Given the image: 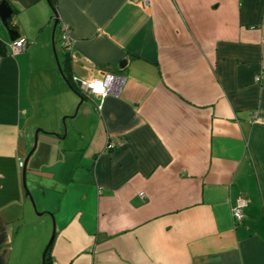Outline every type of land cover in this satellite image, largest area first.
Returning <instances> with one entry per match:
<instances>
[{
    "label": "crops",
    "instance_id": "1",
    "mask_svg": "<svg viewBox=\"0 0 264 264\" xmlns=\"http://www.w3.org/2000/svg\"><path fill=\"white\" fill-rule=\"evenodd\" d=\"M2 1L0 264H264V0Z\"/></svg>",
    "mask_w": 264,
    "mask_h": 264
},
{
    "label": "built area",
    "instance_id": "2",
    "mask_svg": "<svg viewBox=\"0 0 264 264\" xmlns=\"http://www.w3.org/2000/svg\"><path fill=\"white\" fill-rule=\"evenodd\" d=\"M54 1V0H49ZM144 5H148V0H143ZM61 43L63 49L66 51L68 56H72V46L73 41L68 33V28L66 25H61ZM27 41L24 37H17L11 42L12 53H18L25 49ZM120 78L115 76L112 73L100 71L98 76L91 78H79L77 76H72L71 81L77 85L78 89L83 95H88L92 97L99 98V103L97 108L100 110L102 107L103 99L109 94L115 93L117 82L120 83ZM114 146L113 142H108L106 148H111ZM18 165L23 166V161H19ZM140 196H143V192L139 193ZM246 205L244 198L240 197L236 200L235 204L232 207V217L235 223H240L244 218L243 209ZM50 264H60L55 261H51Z\"/></svg>",
    "mask_w": 264,
    "mask_h": 264
},
{
    "label": "water",
    "instance_id": "3",
    "mask_svg": "<svg viewBox=\"0 0 264 264\" xmlns=\"http://www.w3.org/2000/svg\"><path fill=\"white\" fill-rule=\"evenodd\" d=\"M11 16H12V10L8 6V4L5 1L0 2V20H1V23L7 29L8 34H9V38L11 40H14L18 36V33H17L16 30H14L13 28L9 27V21H10ZM56 24H57V18L54 20V27L56 26ZM55 59H56L57 66H58L59 70L61 71V67L59 65L57 57H55ZM26 161H27V158L25 160V163H26ZM22 178H23V187H24V190H25V194H26V196H28V198L31 201V204H32V206L34 208L35 206H34V202L32 200V196L29 193V191L27 190L26 184H25V168H23V170H22ZM53 237H54V231H53V233L51 235V238H50L47 246H49L51 244V242L53 240Z\"/></svg>",
    "mask_w": 264,
    "mask_h": 264
},
{
    "label": "trees",
    "instance_id": "4",
    "mask_svg": "<svg viewBox=\"0 0 264 264\" xmlns=\"http://www.w3.org/2000/svg\"><path fill=\"white\" fill-rule=\"evenodd\" d=\"M52 2V1H50ZM49 248H50V245L47 246V249L45 251V255H44V258H43V264H50L51 262L49 261V257H48V254H49Z\"/></svg>",
    "mask_w": 264,
    "mask_h": 264
},
{
    "label": "rangeland",
    "instance_id": "5",
    "mask_svg": "<svg viewBox=\"0 0 264 264\" xmlns=\"http://www.w3.org/2000/svg\"><path fill=\"white\" fill-rule=\"evenodd\" d=\"M52 233H53V229H50V232H48V236L46 237V244H45V246H47V244H48V242H49V240L51 238Z\"/></svg>",
    "mask_w": 264,
    "mask_h": 264
}]
</instances>
